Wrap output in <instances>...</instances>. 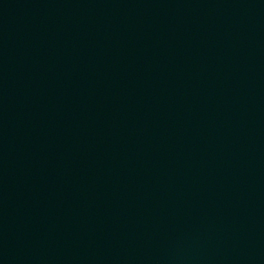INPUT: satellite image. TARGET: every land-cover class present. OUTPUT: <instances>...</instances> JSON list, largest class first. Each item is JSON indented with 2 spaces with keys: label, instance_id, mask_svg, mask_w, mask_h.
I'll return each instance as SVG.
<instances>
[{
  "label": "water",
  "instance_id": "obj_1",
  "mask_svg": "<svg viewBox=\"0 0 264 264\" xmlns=\"http://www.w3.org/2000/svg\"><path fill=\"white\" fill-rule=\"evenodd\" d=\"M0 264H264V0H0Z\"/></svg>",
  "mask_w": 264,
  "mask_h": 264
}]
</instances>
